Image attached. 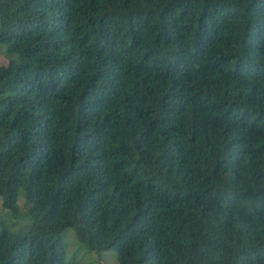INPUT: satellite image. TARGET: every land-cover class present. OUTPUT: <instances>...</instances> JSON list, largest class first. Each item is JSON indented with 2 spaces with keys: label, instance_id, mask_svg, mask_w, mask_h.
I'll use <instances>...</instances> for the list:
<instances>
[{
  "label": "trees",
  "instance_id": "16d2710c",
  "mask_svg": "<svg viewBox=\"0 0 264 264\" xmlns=\"http://www.w3.org/2000/svg\"><path fill=\"white\" fill-rule=\"evenodd\" d=\"M0 264H264V0H0ZM6 60V61H5Z\"/></svg>",
  "mask_w": 264,
  "mask_h": 264
},
{
  "label": "rangeland",
  "instance_id": "374dc122",
  "mask_svg": "<svg viewBox=\"0 0 264 264\" xmlns=\"http://www.w3.org/2000/svg\"><path fill=\"white\" fill-rule=\"evenodd\" d=\"M0 59L4 61L2 56ZM27 204L25 192L21 190L17 199L18 210L13 214L11 210L2 206V198L0 197V219L8 224L9 229L16 236L20 234L23 227L31 223ZM61 236L64 246L62 261L65 263L120 264L114 250L96 251L90 249L86 243L77 237L73 228L64 229Z\"/></svg>",
  "mask_w": 264,
  "mask_h": 264
}]
</instances>
